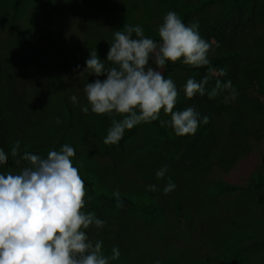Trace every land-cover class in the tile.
<instances>
[{
	"label": "rangeland",
	"instance_id": "1",
	"mask_svg": "<svg viewBox=\"0 0 264 264\" xmlns=\"http://www.w3.org/2000/svg\"><path fill=\"white\" fill-rule=\"evenodd\" d=\"M203 1L48 0L44 8L42 1L22 0L15 14L14 0H0V148L10 153L17 140L21 152L41 156L65 143L75 148L73 163L95 190L85 187L86 210L106 222L88 234L104 242L108 256L119 248L111 264H264V0H218L186 23L198 22L214 49L209 58L232 53L215 68L226 70L219 79L231 80L236 90L228 103L222 95L188 99L185 82L207 70L170 74L179 91L176 108L195 106L208 117L195 135L177 136L161 123L170 119L161 111L159 124L141 123L123 141L106 145L120 115L81 111L83 86L97 78L78 74L91 49L104 59V48L125 24L157 36L168 11L180 14ZM17 159L0 172H19L26 162L17 165ZM169 178L176 188L165 194ZM150 184L157 191H148ZM115 192L131 203L117 207L100 196Z\"/></svg>",
	"mask_w": 264,
	"mask_h": 264
},
{
	"label": "clouds",
	"instance_id": "2",
	"mask_svg": "<svg viewBox=\"0 0 264 264\" xmlns=\"http://www.w3.org/2000/svg\"><path fill=\"white\" fill-rule=\"evenodd\" d=\"M113 37L106 58L101 59L91 49L78 72L97 77L83 86L87 104L81 106V111L96 115L116 113L121 117L112 120L104 144H118L126 130L159 120L161 111L170 117L161 123L171 126L177 136L195 135L200 124L208 122V117L201 116L195 106L176 108L177 86L159 70L169 62L207 69V75L200 80L187 79L183 86L186 98L207 95L213 99L222 95L224 103L235 100L231 80L219 79L226 76V70L211 64L209 56L214 49L200 35L198 22L186 24L170 10L158 25L156 38L146 36L139 24H125ZM104 60L111 66H106ZM81 67L77 65L76 69ZM213 77L217 78L209 89ZM70 100L75 105L78 98L73 94ZM10 155L19 156L15 163L20 165L24 161L26 166L15 173L0 172V264H111L120 258L118 247L113 246L108 256L104 242L88 234L89 229L103 228L106 222L86 210L85 181L73 163L74 147L65 143L59 150L41 156L21 152L17 140ZM8 160L9 153L0 148V165ZM166 172L164 166L155 176L162 179ZM175 188L169 178L163 192L168 194ZM147 190L155 192L157 185L150 184ZM114 195L120 207L119 192Z\"/></svg>",
	"mask_w": 264,
	"mask_h": 264
},
{
	"label": "trees",
	"instance_id": "3",
	"mask_svg": "<svg viewBox=\"0 0 264 264\" xmlns=\"http://www.w3.org/2000/svg\"><path fill=\"white\" fill-rule=\"evenodd\" d=\"M22 0H14V13L16 14V11L18 10L20 4H21ZM43 2V7L45 8L46 3L48 2V0H39ZM218 0H204L203 2L200 3L199 6H197L194 9H188L183 11L182 13L178 14L181 19L187 23L190 19V17L196 13L199 12L200 10H202L206 5L210 4V3H215ZM146 36H151V35H146ZM153 38H156L157 36H151ZM109 46L104 48V52H108ZM230 56H232V53H223V54H219L213 57H210L211 60V64L212 66L218 67L220 65H222ZM176 69H181V70H189V71H199V72H204L205 70H207L206 68H193L191 66L188 65H184L181 63H171L169 62L165 67L162 68V73L165 75V77H169L170 74L172 72H174ZM0 116H1V111H0ZM155 124H159L158 120L157 121H153ZM135 131V129L131 130L128 134H125L123 139L121 141H123L127 136L132 135L133 132ZM120 141V142H121ZM18 157V156H17ZM12 159H14L13 157H11L10 153H9V160H8V164L12 163ZM82 179L85 181V187L89 190V192H91L92 194L95 193L94 190V185L93 182L82 177ZM264 181V179L262 180ZM220 189L224 190V189H229V186L224 185V184H219ZM100 196L104 199V201H107L110 204H114L117 201L116 196H109L106 194H100ZM119 199L122 201V203H131L130 199L124 196H119ZM160 264H164V263H160Z\"/></svg>",
	"mask_w": 264,
	"mask_h": 264
}]
</instances>
